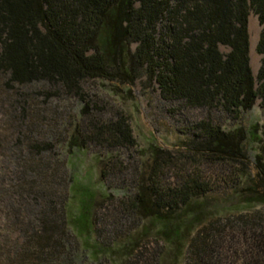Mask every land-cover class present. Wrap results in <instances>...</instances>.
<instances>
[{"label":"trees","instance_id":"obj_1","mask_svg":"<svg viewBox=\"0 0 264 264\" xmlns=\"http://www.w3.org/2000/svg\"><path fill=\"white\" fill-rule=\"evenodd\" d=\"M250 11L261 25L256 83ZM142 76L188 137L176 150L152 145L139 175L135 165L126 170L135 147L127 117L121 110L102 117L85 86L131 85ZM0 79L13 121L30 85L45 99L81 103L63 158L30 166L38 187L6 197V215L22 226L0 242V264H162L166 253L186 254L181 264H264V124L226 128L221 120L239 119L256 99L264 111V0H0ZM61 118L53 109L35 124L52 131ZM247 141L255 145L250 155ZM89 144L108 150L98 192L77 164ZM109 175L132 189L108 188ZM227 189L231 205L254 209L213 211L209 198ZM133 217L137 234H118Z\"/></svg>","mask_w":264,"mask_h":264},{"label":"rangeland","instance_id":"obj_2","mask_svg":"<svg viewBox=\"0 0 264 264\" xmlns=\"http://www.w3.org/2000/svg\"><path fill=\"white\" fill-rule=\"evenodd\" d=\"M247 27L249 35V65L256 83V74L261 61V55L256 51V43L261 31V25L252 11L248 15ZM220 50L225 52L226 48L221 46ZM2 85L0 79V87ZM22 91L25 94V102L27 104H21L24 109H21L15 116L20 117L19 120L15 119L13 121L12 116H8L7 103L6 105L2 103L0 97V242L5 244L12 238L21 235L19 231L22 226L19 222H14L6 215L5 212L8 205L6 197L11 195L12 198L16 199V193L20 189L26 190L30 185L38 187V178L30 173L29 167L37 165L45 157H50L54 160L62 159L65 153L62 139H65L72 131L73 125L80 123L81 120V115L79 114L81 103L77 98L53 96L45 99L43 96L37 95V92H40L37 85L23 87ZM85 91L89 95L91 104L95 103L103 108L102 113L105 114H102V117L109 116V113L114 112V110H121L127 117L135 141V147L130 154L131 159L126 160V162L128 161L126 163L127 171L131 172L132 168H134L133 165H135L139 175H142L146 172L147 165L150 162L149 149L152 145L168 150H176L188 137L182 126L176 124V117L171 115L168 106L160 97L157 85L154 82L147 81L143 76L131 85L101 82L100 80L89 81L85 86ZM259 103L260 100L256 99L253 107L249 111L242 113L239 119L222 118V123L226 128L242 125L247 129L254 124H264V111L260 108ZM53 109L61 113L62 117L58 121V126L53 128L54 130H48L47 125L45 128L44 124L40 125L39 122L35 124L36 120L39 121L48 117ZM65 134L66 136H64ZM47 142L51 147L50 150H38L45 147L43 144ZM254 147L255 145L249 144L248 141L246 142L248 155L254 152ZM107 151V148L102 146L89 144L87 151L82 153L77 162V164L81 165L80 169L82 171L84 169L89 170L93 174L94 187L97 192L100 188L99 167L102 161L108 159ZM249 170L252 171L251 166ZM79 174L82 175L81 171H79ZM111 176H107L106 185L108 188H114L119 185L123 189L128 186L129 190L132 189L129 180H113ZM127 176L129 175L127 174ZM111 193L116 194L113 190H111ZM228 195H230V190L228 189L220 190V192L211 195L208 202L213 211H217L219 214H236L240 211L254 209L239 204L231 205L230 201L233 202V200H230ZM26 203L30 206L32 202L27 201ZM97 203L98 205L100 204V202ZM108 203L104 201L101 205H104L105 209L109 210L110 207H107ZM255 208H260V205ZM138 229L139 224L133 217L125 223L118 234L123 233L122 236L136 235ZM163 257L162 264H181L186 254L184 259L183 255L175 259L169 253H166Z\"/></svg>","mask_w":264,"mask_h":264}]
</instances>
